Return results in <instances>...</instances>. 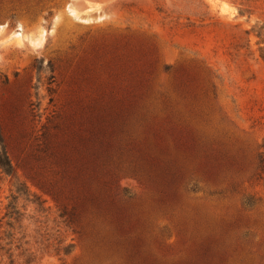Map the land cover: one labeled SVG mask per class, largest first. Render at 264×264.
Listing matches in <instances>:
<instances>
[{
  "label": "rangeland",
  "instance_id": "374dc122",
  "mask_svg": "<svg viewBox=\"0 0 264 264\" xmlns=\"http://www.w3.org/2000/svg\"><path fill=\"white\" fill-rule=\"evenodd\" d=\"M261 27L264 0H0V264H264Z\"/></svg>",
  "mask_w": 264,
  "mask_h": 264
},
{
  "label": "trees",
  "instance_id": "16d2710c",
  "mask_svg": "<svg viewBox=\"0 0 264 264\" xmlns=\"http://www.w3.org/2000/svg\"><path fill=\"white\" fill-rule=\"evenodd\" d=\"M256 36L264 42V28L261 27L257 32ZM264 50V47H263ZM261 59L264 60V54H261ZM2 140L0 138V168L1 170L7 174V175H13L14 169L10 162V159L7 155L6 149L2 144ZM74 246L72 244L67 245L63 248V252L60 254V251L56 253V256H58V260L61 262V264H65L64 259L68 257L73 252ZM12 262H10L11 264Z\"/></svg>",
  "mask_w": 264,
  "mask_h": 264
},
{
  "label": "bare ground",
  "instance_id": "6f19581e",
  "mask_svg": "<svg viewBox=\"0 0 264 264\" xmlns=\"http://www.w3.org/2000/svg\"><path fill=\"white\" fill-rule=\"evenodd\" d=\"M101 19V18H99ZM83 22L88 23L87 19H81ZM43 39V33L39 34L37 37H33L31 35H25L24 33L19 30L18 32H15L13 37L11 38V41L15 43L16 45H21L23 42L27 41L31 46L33 47H39Z\"/></svg>",
  "mask_w": 264,
  "mask_h": 264
}]
</instances>
